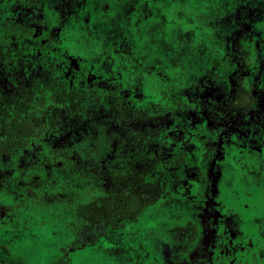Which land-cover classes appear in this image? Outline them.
Segmentation results:
<instances>
[{
    "label": "rangeland",
    "instance_id": "rangeland-1",
    "mask_svg": "<svg viewBox=\"0 0 264 264\" xmlns=\"http://www.w3.org/2000/svg\"><path fill=\"white\" fill-rule=\"evenodd\" d=\"M17 23L31 32L3 33ZM50 76L84 94L0 156V264H264V0H0V104ZM116 100L144 119L121 122ZM130 134L184 157L149 176L166 190L137 221L73 249L82 156L126 170Z\"/></svg>",
    "mask_w": 264,
    "mask_h": 264
},
{
    "label": "trees",
    "instance_id": "trees-1",
    "mask_svg": "<svg viewBox=\"0 0 264 264\" xmlns=\"http://www.w3.org/2000/svg\"><path fill=\"white\" fill-rule=\"evenodd\" d=\"M20 28L23 27L13 26L7 32H15ZM48 92L50 94H47ZM35 95H38V98L34 101ZM82 95L80 91L64 88L54 78L42 79L33 86L23 87L18 98L21 102L20 110L16 114L11 111L12 107L9 104L0 105V156L27 147L32 139H37L43 134L42 125L38 120L23 117L21 110L23 105L28 107L29 104L36 102L39 108H43L47 99L57 106L68 101L78 104ZM245 103L243 91L240 88L236 89L235 104L243 106ZM13 106L15 107V104ZM121 114L126 122L138 115L136 111L125 113L123 109ZM55 119L56 116H52L45 123L52 126ZM130 139L126 141L125 146L124 140L119 145V148L124 149L123 155L134 156L128 169L100 164L95 160H87V164L84 165L83 175L91 180L90 196L86 201L77 202L70 212L67 225L72 234L69 245L73 249L84 246L89 240L104 236L109 228L121 227L126 221H137L147 207L159 200L163 186L158 180H148V176L158 165L159 157L147 152L144 155L140 154L137 149L138 139L136 137ZM59 152L68 155V152H63L61 148ZM171 160L172 158H166L167 162ZM170 165L172 164H165V167ZM39 178L35 180V187L40 183ZM26 194L36 196L37 192L32 186L26 189ZM63 255L65 256V253ZM64 256L58 259L59 264L66 263Z\"/></svg>",
    "mask_w": 264,
    "mask_h": 264
},
{
    "label": "flooded vegetation",
    "instance_id": "flooded-vegetation-1",
    "mask_svg": "<svg viewBox=\"0 0 264 264\" xmlns=\"http://www.w3.org/2000/svg\"><path fill=\"white\" fill-rule=\"evenodd\" d=\"M13 26H22L23 28H20V29H17L15 32H7V30L8 29H10V28H12ZM25 30V31H24ZM16 32H22V33H25V34H29L30 32H31V30H30V28H28L27 26H25V25H23V24H20V23H17V24H13L12 26H7L6 28H5V31L3 32L4 34H12V33H16ZM69 60H70V62H72L73 63V65H75L76 67H77V62H76V60L75 59H73V58H65V62H69ZM81 72L82 73H86V68H84V67H82L81 69ZM51 79V78H54L55 80H57L62 86H63V84L56 78V77H53V76H50V77H40L39 78V81H41L42 79ZM39 81H37L36 83H34V84H30V85H24V86H21L20 88H18L17 90H16V92H15V96H14V101H13V104H15V106L16 107H14L13 106V104L12 103H6V104H9V106H11L12 107V112H15V108H17L18 110H20V108H19V105H20V103L21 102H19V92H21V89L23 88V87H25V86H33V85H35V84H37ZM64 87V86H63ZM65 88V87H64ZM66 89H69V90H75V91H80V90H78V89H70V88H66ZM236 91V90H235ZM47 92V91H46ZM81 92V94H84V92L83 91H80ZM47 94H50V92H48ZM38 98V95H35L34 97H33V100L35 101L36 99ZM7 99V98H6ZM80 99V98H79ZM48 101H51L50 99H47L46 100V104H45V107H43V108H39L38 107V105L36 104V102H34V103H31V104H33L34 105V107L30 110L29 108H31V104H29V106L28 107H26L25 105H23L22 106V115H23V117L24 118H33V119H36V120H38L40 123H41V125H42V128H43V133H44V125H46V126H50V125H47V123H45L49 118H51L52 116H56V119H55V122L53 123V125H55V123H56V121L58 120V118L60 117V111H61V108H62V105L63 104H61V105H59V106H57L56 105V103L54 104V105H56V108H60V109H57V110H50V111H48L47 109H46V105H47V102ZM53 102V101H52ZM116 102H117V104L115 105L114 103H113V107H114V109H115V111L117 112L116 114L118 115V119L119 120H121V122H123V123H125V124H133L134 122H136V121H138V120H140V119H144V117H143V115H145L146 114V112L145 111H143L142 109H139V108H126L124 105H123V103H121L120 102V100H116ZM67 103H69V104H73L72 102H65L64 104H66L67 105ZM79 103V102H78ZM234 104H235V100H234ZM0 105H4V104H0ZM65 105V106H66ZM236 105V104H235ZM37 106V107H36ZM237 106V105H236ZM237 107H239V106H237ZM27 108V109H26ZM23 109H26L25 111H23ZM123 109V111H125V113L126 112H131V111H136L137 113H138V115H137V117H134L131 121H129V122H126V121H124L123 120V117H122V114H121V110ZM18 110H17V112H18ZM26 111H29L30 112V115L28 116V117H25L24 116V113L26 112ZM17 112H15V114L17 113ZM36 112H38V113H41V114H45L47 117V119L45 118V120H44V122H42V121H40L38 118H37V116H38V113H36ZM52 125V126H53ZM43 135V134H42ZM41 135V136H42ZM132 137H136L137 139H138V145H137V149H138V152L140 153V154H142V155H144V153L145 152H147V153H150V154H153L154 156H158L159 157V161L157 162V167H156V169H155V171H153V172H151V174H153V173H155L156 172V170L158 169V168H167V167H170V166H173V165H176V163L177 162H179V161H181L182 159H183V157H184V155H178L177 154V152H175V150L174 149H172L171 150V152H169V153H167V152H164L163 151V149L162 148H157L156 150H149V149H147L146 147H145V145L142 143V141H143V139H144V135L143 134H133L132 136H131V134H130V138H132ZM40 138V137H39ZM123 144H124V146L126 145V141H129V140H131L129 137H124L123 136ZM118 146V145H117ZM123 150L124 149H121V148H119L118 149V151H119V155L120 156H125V157H129V158H132V161H133V158H134V156H130V155H123L122 154V152H123ZM82 158H85V162H84V164H87V160H93L94 161V159L92 158V155H91V153H86V154H84L83 156H82ZM166 158L168 159V158H172V160L171 161H173V160H175V162H167L166 161ZM179 159V160H178ZM96 161V160H95ZM97 162V161H96ZM131 164H132V162H131ZM165 164H172V165H170V166H167V167H165ZM109 165V164H108ZM111 165H114V164H111ZM130 165V164H129ZM119 168V167H118ZM150 174V175H151ZM149 175V176H150ZM149 176H148V180L149 181H154V180H158L159 181V183H160V185L161 186H163V191H162V193H161V196L163 195V193H165V190H166V185L164 184V183H162L161 182V180H159L158 178H155V179H149ZM161 196H160V198H161ZM160 198H159V200H160ZM158 200V201H159ZM157 201V202H158ZM156 202V203H157ZM155 203V204H156ZM154 205V204H153ZM148 208V207H147ZM263 241H264V238L262 239ZM262 240H260V239H258L257 241H258V243H261V242H263ZM242 258V257H241ZM241 264H253L251 261H249V259H246V258H242V261H241Z\"/></svg>",
    "mask_w": 264,
    "mask_h": 264
}]
</instances>
